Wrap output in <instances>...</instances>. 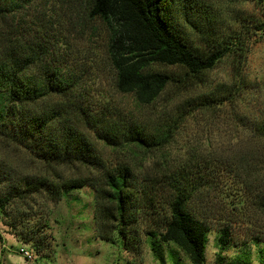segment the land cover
Returning a JSON list of instances; mask_svg holds the SVG:
<instances>
[{"label": "trees", "instance_id": "obj_1", "mask_svg": "<svg viewBox=\"0 0 264 264\" xmlns=\"http://www.w3.org/2000/svg\"><path fill=\"white\" fill-rule=\"evenodd\" d=\"M35 1L0 0V137L53 167L81 165L88 174L21 175L0 160V223L2 215L11 216L15 201L42 193L58 203L63 194L89 186L99 236L109 241L118 234L129 250H141L142 236L159 237L175 242L192 264H204L215 220L221 224L219 257L240 244L232 234L233 215L264 212V115L239 118V146L222 150L200 142L174 163L169 149L186 118L220 108L226 95L241 94L253 37L250 20L226 32L214 24L216 10L211 13L199 0H83L88 19L107 28L115 89L132 95L138 107L157 102L170 85L195 89L223 58L233 57L231 85L188 97L174 114L162 108L149 118L101 93L95 96L102 103H91L95 89L88 92L89 82L62 59L64 40H50L46 26L21 17ZM251 22L264 30V22ZM155 65L180 71H158ZM105 148L116 155L106 156ZM157 152L163 161L158 171L146 165ZM217 206L229 207L226 220L216 216ZM22 239L32 240L27 232Z\"/></svg>", "mask_w": 264, "mask_h": 264}, {"label": "rangeland", "instance_id": "obj_2", "mask_svg": "<svg viewBox=\"0 0 264 264\" xmlns=\"http://www.w3.org/2000/svg\"><path fill=\"white\" fill-rule=\"evenodd\" d=\"M199 3L211 6V13L216 10L219 16L214 24L226 32L228 29L239 30L240 21L250 20L248 25L253 37L244 70L246 83L241 94L226 95L227 99L220 108L208 109L185 119L169 149L173 153L171 163L200 142L210 141L222 150L239 146V118L264 115V30L258 31L260 24L256 27L255 22H251V19L264 22V0H199ZM25 13L21 17L29 20L30 25L35 21L39 26H46L44 33L50 40H64L62 59L71 70L89 82L88 92L95 89L92 92L95 98H91V103L96 102L97 105L89 104L91 108L102 103L95 96L101 93L111 98L112 104L137 110L140 108V112L149 118L162 108H169L174 114L177 105L188 97L217 93L219 85H231L235 79L233 57L226 56L207 72L204 84L192 90L170 85L157 102L138 107L132 95L121 94L115 89V71L107 58V28L99 19H88L83 0H36ZM200 22L203 23V20ZM181 23L182 29L191 31L185 22ZM6 24L8 26L7 19ZM154 69L180 71L179 68L165 65H155ZM104 152L106 156L116 155L109 148H105ZM151 157L153 160L146 165H152L158 171L163 164L160 152L153 153ZM2 159L21 175L75 178L88 174V169L81 165L53 167L25 148L0 137ZM225 208L223 211V206H217L216 216L226 220L230 210L229 207ZM8 212L11 216L2 215L0 223V264H192L189 256L175 242L163 241L159 237L142 236L139 252L138 249H127L125 240L118 234L113 240L102 239L96 229L95 192L89 186L63 194L58 203L38 193L26 197L24 203L15 201ZM247 213L243 209L239 215H233L236 223L233 224L232 234L240 244L231 245L220 257V233L217 228L221 224L214 221L213 229L208 233L204 264H264V212L252 209ZM142 227L146 229V226ZM25 232L32 238L29 243L22 239ZM22 248L31 251L34 258L27 259L21 252Z\"/></svg>", "mask_w": 264, "mask_h": 264}, {"label": "built area", "instance_id": "obj_3", "mask_svg": "<svg viewBox=\"0 0 264 264\" xmlns=\"http://www.w3.org/2000/svg\"><path fill=\"white\" fill-rule=\"evenodd\" d=\"M21 252L26 256L27 259H30L31 260V259L34 258L33 255H32V253H31V251H29L27 249L22 248L21 249Z\"/></svg>", "mask_w": 264, "mask_h": 264}]
</instances>
